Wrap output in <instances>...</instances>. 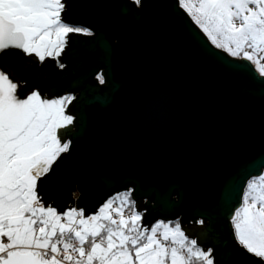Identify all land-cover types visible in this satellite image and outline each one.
<instances>
[{
    "label": "water",
    "instance_id": "water-1",
    "mask_svg": "<svg viewBox=\"0 0 264 264\" xmlns=\"http://www.w3.org/2000/svg\"><path fill=\"white\" fill-rule=\"evenodd\" d=\"M67 4V20L95 35L66 78L83 83L104 69L108 90L83 92L71 150L46 194L94 211L134 187L146 221L203 218L201 239L218 229L209 238L215 264H252L227 216L264 170V82L209 55L174 0Z\"/></svg>",
    "mask_w": 264,
    "mask_h": 264
},
{
    "label": "snow or ice",
    "instance_id": "snow-or-ice-1",
    "mask_svg": "<svg viewBox=\"0 0 264 264\" xmlns=\"http://www.w3.org/2000/svg\"><path fill=\"white\" fill-rule=\"evenodd\" d=\"M130 3L140 8L143 0ZM174 3L209 55L264 82V0ZM67 7V0H0V264H215L213 249L179 218L146 221L134 187L94 211L46 195L71 150L76 96L49 94L36 81L49 64L65 68L72 35H95L68 21ZM96 79L104 84L105 74ZM227 220L236 246L264 264V170L246 180Z\"/></svg>",
    "mask_w": 264,
    "mask_h": 264
},
{
    "label": "flooded vegetation",
    "instance_id": "flooded-vegetation-1",
    "mask_svg": "<svg viewBox=\"0 0 264 264\" xmlns=\"http://www.w3.org/2000/svg\"><path fill=\"white\" fill-rule=\"evenodd\" d=\"M87 37L88 36H83L79 34L72 35L70 39L69 49L66 50L67 54L63 57V62L66 65L65 68L63 70H59L51 66V64H49L47 67H43L44 69L42 68V79L36 81L37 83L40 84L41 87L47 89L49 94H57V95L73 94L76 96V100L70 106V110L72 114L76 116V123L75 126L72 128L71 132L68 134L69 139H71L72 134L77 129L78 109H79V103L82 100L81 96L83 92L84 91L87 92L89 88H97L104 91L108 90V85L106 82L104 84H100L96 79V74L101 71L104 73V69H99L97 73L93 74L90 77H87L86 79L84 78L83 83L79 79L76 82L71 78H66L65 72L69 69L70 65L80 60H83L87 57V54L83 50V48L86 46L87 43L86 41ZM43 80H45L46 83L44 85H43ZM82 84H85L86 86H83ZM115 192H119V191H115ZM54 202L57 203L55 198H54ZM139 206L140 208H144V205L141 203L139 204ZM197 220L199 219L184 221L182 223V226L186 229L187 234L198 240V243L201 244L202 247H204L205 249L212 248V244L209 238L213 237L214 232L216 231L211 232L209 236H207L204 239H201L198 230L207 229L208 223L205 222L203 226H200L197 223H195V221ZM213 229L215 230V228Z\"/></svg>",
    "mask_w": 264,
    "mask_h": 264
},
{
    "label": "rangeland",
    "instance_id": "rangeland-1",
    "mask_svg": "<svg viewBox=\"0 0 264 264\" xmlns=\"http://www.w3.org/2000/svg\"><path fill=\"white\" fill-rule=\"evenodd\" d=\"M77 193L78 195H73V197H78L80 195V192L77 191Z\"/></svg>",
    "mask_w": 264,
    "mask_h": 264
},
{
    "label": "built area",
    "instance_id": "built-area-1",
    "mask_svg": "<svg viewBox=\"0 0 264 264\" xmlns=\"http://www.w3.org/2000/svg\"><path fill=\"white\" fill-rule=\"evenodd\" d=\"M73 195H78V193L74 192Z\"/></svg>",
    "mask_w": 264,
    "mask_h": 264
},
{
    "label": "trees",
    "instance_id": "trees-1",
    "mask_svg": "<svg viewBox=\"0 0 264 264\" xmlns=\"http://www.w3.org/2000/svg\"><path fill=\"white\" fill-rule=\"evenodd\" d=\"M218 229L217 228H215V231H217Z\"/></svg>",
    "mask_w": 264,
    "mask_h": 264
},
{
    "label": "bare ground",
    "instance_id": "bare-ground-1",
    "mask_svg": "<svg viewBox=\"0 0 264 264\" xmlns=\"http://www.w3.org/2000/svg\"><path fill=\"white\" fill-rule=\"evenodd\" d=\"M76 193H77V191H76Z\"/></svg>",
    "mask_w": 264,
    "mask_h": 264
}]
</instances>
